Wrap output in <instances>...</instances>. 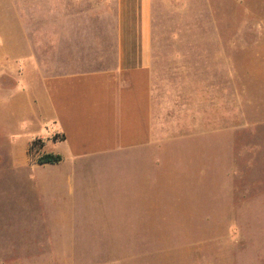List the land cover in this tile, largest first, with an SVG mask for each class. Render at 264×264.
I'll use <instances>...</instances> for the list:
<instances>
[{"label": "crops", "instance_id": "1", "mask_svg": "<svg viewBox=\"0 0 264 264\" xmlns=\"http://www.w3.org/2000/svg\"><path fill=\"white\" fill-rule=\"evenodd\" d=\"M175 1L0 0V87L37 88L28 99L33 121L25 126L34 131L7 150L0 180L20 181L22 199L37 206L52 260H101L99 248L125 245L110 232L126 215L139 220L166 209L181 176L203 182L208 166L213 172L216 146L232 158L221 124L205 129L206 111L221 120L220 103L213 106L218 66L206 68L202 59L190 67L187 55L204 54L202 47H154L158 11ZM213 35L224 46L209 53L230 55L235 35ZM224 70L230 81V57ZM205 101L212 103L207 110ZM42 126L49 128L45 135ZM36 139L41 147L31 157ZM41 153L61 159L39 164ZM126 198L133 206H125Z\"/></svg>", "mask_w": 264, "mask_h": 264}, {"label": "rangeland", "instance_id": "2", "mask_svg": "<svg viewBox=\"0 0 264 264\" xmlns=\"http://www.w3.org/2000/svg\"><path fill=\"white\" fill-rule=\"evenodd\" d=\"M154 31L157 49L202 47L204 54L187 55L190 67L191 62L203 60L206 68L210 62L218 66L212 72L220 80V86L213 88V106L220 103L221 120L214 113L212 121L206 111L205 129L221 124L220 139L230 145L226 150L232 158H224L225 149L216 146L213 172L208 166L203 182H193L195 175L181 176L166 209L139 215V220L126 215L120 229L110 232H117L125 245L99 248L102 259L96 262L52 260V238L43 229L37 206L22 199L20 181L14 184L2 177L0 264H264V0L169 2L158 11ZM214 32L235 35L230 55L209 53L224 46L225 40L213 38ZM229 57L235 69L230 81L224 70ZM35 91L36 87L21 83L7 90L0 87V165L7 150L24 144L30 137L26 133L34 131L25 126L33 121L29 116L34 108L28 99ZM229 104L230 119L224 118ZM209 105L212 103H205L206 110ZM48 130L40 128L44 135ZM53 143L50 138L47 146ZM39 148L40 142H36L30 156ZM226 164L229 169L221 170L219 180L218 170ZM210 173L214 174L212 181ZM129 202L126 198V207L133 206Z\"/></svg>", "mask_w": 264, "mask_h": 264}, {"label": "trees", "instance_id": "3", "mask_svg": "<svg viewBox=\"0 0 264 264\" xmlns=\"http://www.w3.org/2000/svg\"><path fill=\"white\" fill-rule=\"evenodd\" d=\"M36 142H40V140L36 139L34 140L30 147H29V152L32 150V148L36 145ZM40 147H41V142H40ZM60 156L52 153H41L37 156L36 161L39 164L42 163H54L58 162L60 160Z\"/></svg>", "mask_w": 264, "mask_h": 264}]
</instances>
